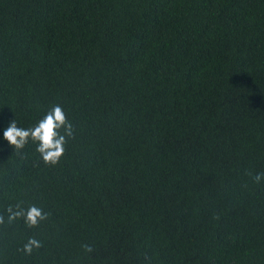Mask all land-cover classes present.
Instances as JSON below:
<instances>
[{
	"label": "trees",
	"instance_id": "trees-1",
	"mask_svg": "<svg viewBox=\"0 0 264 264\" xmlns=\"http://www.w3.org/2000/svg\"><path fill=\"white\" fill-rule=\"evenodd\" d=\"M257 172L264 0H0V264H264Z\"/></svg>",
	"mask_w": 264,
	"mask_h": 264
},
{
	"label": "clouds",
	"instance_id": "clouds-1",
	"mask_svg": "<svg viewBox=\"0 0 264 264\" xmlns=\"http://www.w3.org/2000/svg\"><path fill=\"white\" fill-rule=\"evenodd\" d=\"M62 126L68 129V134L70 135L72 125L67 122L63 109L55 106L32 129H22L17 127L14 121L9 122L8 126L3 130V139L10 146L20 148L31 137L34 141L39 142L37 151L41 153L45 163L55 164L64 152V136L59 135L57 131ZM261 178H264V172H257L253 176L254 182H259ZM12 218L10 217V219ZM26 218L30 225H35L38 219H44V216L41 215L39 209L33 207L28 210ZM33 245L39 246L36 240H29L28 244L24 246L25 252L30 253ZM85 249L86 251H91V248L88 246H85Z\"/></svg>",
	"mask_w": 264,
	"mask_h": 264
}]
</instances>
